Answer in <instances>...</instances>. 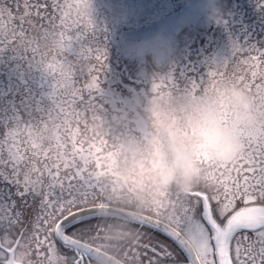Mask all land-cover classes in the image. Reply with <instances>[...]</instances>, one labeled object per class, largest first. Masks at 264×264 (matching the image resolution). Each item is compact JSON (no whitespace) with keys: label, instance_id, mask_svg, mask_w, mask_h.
Wrapping results in <instances>:
<instances>
[{"label":"snow or ice","instance_id":"6c2138e0","mask_svg":"<svg viewBox=\"0 0 264 264\" xmlns=\"http://www.w3.org/2000/svg\"><path fill=\"white\" fill-rule=\"evenodd\" d=\"M97 31L91 0H0V57L10 53L50 78L46 106L37 101L27 118L16 114L0 121V264L13 251L10 238L26 237L41 257L59 250L65 264L103 258L104 221L114 210L89 167L94 146L75 132L79 110L84 119L105 110L107 53L85 43ZM42 35L55 44L42 43ZM224 75L254 97L264 121V50L255 46L234 44L231 56L213 60L199 79L181 86L169 77L154 81L153 91H203ZM50 121L64 136L48 147L36 144L33 126L46 128ZM241 136L232 166L205 162L216 178L214 190L195 191L186 201L174 195L175 214L133 222L137 240L125 249V264H264V124Z\"/></svg>","mask_w":264,"mask_h":264},{"label":"clouds","instance_id":"9594fccd","mask_svg":"<svg viewBox=\"0 0 264 264\" xmlns=\"http://www.w3.org/2000/svg\"><path fill=\"white\" fill-rule=\"evenodd\" d=\"M39 39L55 44L51 36ZM79 111L76 138L94 146L89 167L114 210L104 221L103 258L96 264H125L124 251L137 240L133 222L157 213L175 214L179 205L172 206L174 195L186 201L195 191L214 190L216 178L208 175L205 162L232 166L242 150L241 133H253L264 124L254 97L230 75L195 92L153 91L152 83L132 112L104 110L84 119ZM58 136H64V129L50 121L46 128L33 126L31 139L48 147ZM10 239L13 251L5 264H65L59 250H45L41 257L30 237Z\"/></svg>","mask_w":264,"mask_h":264},{"label":"rangeland","instance_id":"374dc122","mask_svg":"<svg viewBox=\"0 0 264 264\" xmlns=\"http://www.w3.org/2000/svg\"><path fill=\"white\" fill-rule=\"evenodd\" d=\"M91 3L99 38L97 41L98 35L90 34V43H85L101 47L107 53L101 90L102 106L109 114L134 111L138 99L149 93L157 77H171L183 86L205 75L208 65L221 59V41L229 43L224 36L232 34L234 44L241 47H257L260 43L256 38L264 36V0H91ZM102 15L105 22L101 21ZM74 58L69 55V59ZM15 86L24 92L21 103L26 111L37 101L41 106L48 104L50 78L39 70H29L25 63L12 60L11 54L6 53L0 57V95L6 94L2 100L13 98Z\"/></svg>","mask_w":264,"mask_h":264},{"label":"trees","instance_id":"16d2710c","mask_svg":"<svg viewBox=\"0 0 264 264\" xmlns=\"http://www.w3.org/2000/svg\"><path fill=\"white\" fill-rule=\"evenodd\" d=\"M105 16L102 15V18H101V21L102 22H105ZM105 26V24H104ZM105 29V27L103 28ZM96 35H98L95 39L98 41V38H99V32H96ZM229 43V47L227 48V45L224 40L221 41V46H220V49L222 50L223 53H220L219 56H221V59H227L231 56L232 54V48H233V45L234 43H236V40L234 39V36L232 34H230V37H226L224 36ZM256 39H259L258 42L260 43L259 46H257L256 48H259V49H263L264 47H262L261 45L264 44V36H258ZM241 42V41H240ZM225 48V49H224ZM244 48V47H242ZM220 60V59H219ZM28 83L29 81L26 80ZM13 91L12 92V96L13 98H9L7 99L6 101L5 100H2V99H6V94H1L0 95V121H3V117H6V116H9L8 118L16 115V114H20L22 115L23 117L27 118V115H28V111H26L23 103H21V100L24 98H22V94L24 93L19 87H13ZM145 95V94H144ZM142 95L138 101H140L143 96ZM137 101V102H138ZM11 112H14L13 114L10 113ZM7 118V119H8ZM3 130V125L2 123H0V131Z\"/></svg>","mask_w":264,"mask_h":264},{"label":"flooded vegetation","instance_id":"af4514ba","mask_svg":"<svg viewBox=\"0 0 264 264\" xmlns=\"http://www.w3.org/2000/svg\"><path fill=\"white\" fill-rule=\"evenodd\" d=\"M40 2H43V0H40ZM45 82H47V81L45 80Z\"/></svg>","mask_w":264,"mask_h":264}]
</instances>
